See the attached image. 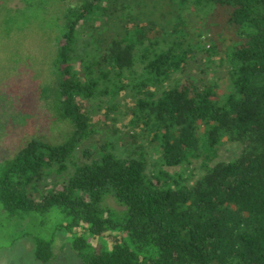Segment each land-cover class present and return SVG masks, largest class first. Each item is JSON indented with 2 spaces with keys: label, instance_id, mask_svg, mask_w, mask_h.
I'll return each instance as SVG.
<instances>
[{
  "label": "trees",
  "instance_id": "16d2710c",
  "mask_svg": "<svg viewBox=\"0 0 264 264\" xmlns=\"http://www.w3.org/2000/svg\"><path fill=\"white\" fill-rule=\"evenodd\" d=\"M61 1L68 5L58 9L53 84L42 89H53L56 119L69 130L59 143L32 137L4 161L3 213L44 215L57 207L54 229L68 232L80 264H264V0H172L166 28L123 12L117 20L129 17L131 26L83 55H73L78 23L114 8L105 9V0ZM190 17L206 44L190 37ZM216 57L226 63L222 93L206 72ZM174 73L182 79L165 86ZM108 90H129L132 101L120 113L148 133L161 166L195 160L202 173L192 181L164 169L149 176L142 155H117L106 141L88 150L87 103ZM223 137L236 155L209 164ZM75 147L85 161L42 193L46 171L63 170ZM31 241L36 260L52 259L49 237Z\"/></svg>",
  "mask_w": 264,
  "mask_h": 264
},
{
  "label": "rangeland",
  "instance_id": "374dc122",
  "mask_svg": "<svg viewBox=\"0 0 264 264\" xmlns=\"http://www.w3.org/2000/svg\"><path fill=\"white\" fill-rule=\"evenodd\" d=\"M27 2L0 0V169L4 161L13 156L28 139L35 137L59 143L69 130L65 122L56 119L53 89H42L43 85L53 84L50 59L60 30L58 9H64L68 3L61 0ZM103 4L105 9L109 7L107 10L114 8L112 13L100 15L96 11L87 20L78 23L73 55L93 53L95 50L100 52L108 39L121 31L119 27L131 26L129 17L139 19L138 13L140 20L150 19L157 26L166 28L171 12L176 8L172 0H105ZM123 12L129 17H124L122 24L117 17ZM187 28L194 42L199 41L200 46L206 44L208 35L199 22L190 17ZM229 44V40L224 41L221 50ZM222 55L219 52V56ZM70 63L72 68H78L75 60ZM225 65L223 60L216 57L206 70L208 77L219 85V93L224 92L227 85ZM181 79L182 74L174 73L163 84L172 85ZM105 88L97 87L96 91L101 93ZM130 101L132 96L129 90H122L115 96H111L108 90L107 96L96 95L88 100L87 111L94 133L91 139L87 138V149L94 151L95 145L106 141L117 155L127 152L134 157L142 155L145 172L149 176L164 169L170 173H181L192 181L202 173L199 162L195 160L172 168L161 166L154 145L149 143L148 133L139 128H130L127 124L129 117L120 113ZM236 151L237 146L223 137L209 164L229 160L236 155ZM80 153L81 149L75 147L63 170L58 171L57 165H52L46 171L41 185L42 193L58 188L72 173L74 165L85 161ZM96 155L91 154L92 158ZM60 221L61 214L57 207H53L49 214L29 213L15 217L7 216L0 207V264H80L69 246L68 232L54 229L58 228ZM33 236L50 238L53 253L50 261L42 263L34 258Z\"/></svg>",
  "mask_w": 264,
  "mask_h": 264
}]
</instances>
